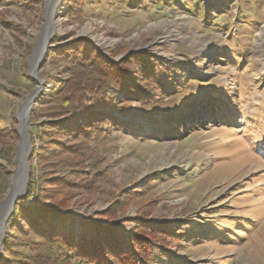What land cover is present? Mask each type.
<instances>
[{
	"label": "rangeland",
	"instance_id": "obj_1",
	"mask_svg": "<svg viewBox=\"0 0 264 264\" xmlns=\"http://www.w3.org/2000/svg\"><path fill=\"white\" fill-rule=\"evenodd\" d=\"M81 7L68 21L64 0H0V128L16 131L18 108L38 87L31 70L41 43L37 72L50 95L62 63L42 67L48 50L78 38L114 60L158 59L161 88L151 89L148 105L132 102L119 116L126 127H105L97 145L103 175L70 201L74 237L94 217L126 238L154 237L151 264H264V0ZM18 142L6 155L0 144V207Z\"/></svg>",
	"mask_w": 264,
	"mask_h": 264
},
{
	"label": "trees",
	"instance_id": "obj_2",
	"mask_svg": "<svg viewBox=\"0 0 264 264\" xmlns=\"http://www.w3.org/2000/svg\"><path fill=\"white\" fill-rule=\"evenodd\" d=\"M83 2L64 0L68 21L81 16ZM53 60L62 63L61 77L56 76L58 86L49 98L31 111L28 178L6 222L0 264H151L154 237L134 231L126 238L114 222L102 227L94 217L74 237L69 214L73 191L89 190L95 177L103 175L97 170V145L107 133L105 127H126L119 116L130 114L132 102L150 103L151 89L161 88L153 69L161 62L139 53L114 60L84 38L50 48L42 67ZM17 141L15 129L0 128L4 155L14 151ZM5 187L6 180L0 194ZM160 228L171 233L169 227Z\"/></svg>",
	"mask_w": 264,
	"mask_h": 264
},
{
	"label": "water",
	"instance_id": "obj_3",
	"mask_svg": "<svg viewBox=\"0 0 264 264\" xmlns=\"http://www.w3.org/2000/svg\"><path fill=\"white\" fill-rule=\"evenodd\" d=\"M46 40L47 38L44 41ZM44 49L40 51V55L31 70V77L35 81L36 85H37L38 79L44 82V80L39 77V74L37 72L40 66V63L43 60V53L44 51H46V49L45 50ZM42 93H43V90L41 88H35L26 96L25 101H27L28 107L26 108L25 116L23 119H21L18 116L20 106L16 113V117L18 119V126L16 128V131L19 136V142L17 144L16 153H15L16 160H17V168H16V172L12 175L13 181L11 182L10 180L9 188L6 191V197L0 207V241L5 231L6 221L11 215V213L13 212L16 202L23 197V194L25 191L26 180L28 177L27 160L31 153V144H30L27 124H28L30 112L39 103H42L43 101H45V100H42V101L38 100V97Z\"/></svg>",
	"mask_w": 264,
	"mask_h": 264
},
{
	"label": "bare ground",
	"instance_id": "obj_4",
	"mask_svg": "<svg viewBox=\"0 0 264 264\" xmlns=\"http://www.w3.org/2000/svg\"><path fill=\"white\" fill-rule=\"evenodd\" d=\"M46 38V34L44 35V39ZM43 42V41H42ZM43 45V43H41ZM42 45H39L38 49H37V56H36V60L38 59L39 55H40V47H42ZM38 83V87L36 88H41L43 90V93L38 97V100H45L46 97L49 95L50 93V85L45 83L42 84V81L40 79H38L37 81ZM28 107V103L27 101H24L23 104L21 105L20 109H19V113L18 116L23 119L25 116V112H26V108Z\"/></svg>",
	"mask_w": 264,
	"mask_h": 264
}]
</instances>
